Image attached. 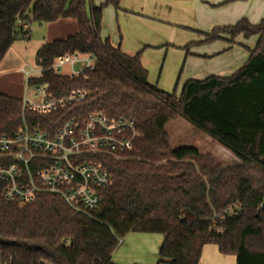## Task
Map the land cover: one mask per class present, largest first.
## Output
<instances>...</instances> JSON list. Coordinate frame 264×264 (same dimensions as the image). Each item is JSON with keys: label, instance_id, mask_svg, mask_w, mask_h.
<instances>
[{"label": "trees", "instance_id": "trees-1", "mask_svg": "<svg viewBox=\"0 0 264 264\" xmlns=\"http://www.w3.org/2000/svg\"><path fill=\"white\" fill-rule=\"evenodd\" d=\"M120 4L0 0V64L15 43L30 40V24L61 20L75 21L77 33L43 45L36 66L50 69L76 53L96 62L93 71L75 79L49 71L31 81L57 98L78 90L89 93L85 102L58 113L23 115L20 99L0 94V137L13 136L24 117L54 133L65 121H82L96 112L134 120L136 130L122 159L103 158L113 184L101 193L103 205L96 211L74 212L50 194L22 207L6 202L0 189V263L115 264L113 255L128 235L152 234L164 237L157 264H201L210 245L235 257L236 264H264V20L252 25L242 19L206 35L207 43L225 35L258 42L232 76L189 81L177 97L149 82L142 53L126 55L102 38L105 10L119 11ZM178 119L239 162L224 166L191 147L172 149L166 126Z\"/></svg>", "mask_w": 264, "mask_h": 264}, {"label": "rangeland", "instance_id": "rangeland-1", "mask_svg": "<svg viewBox=\"0 0 264 264\" xmlns=\"http://www.w3.org/2000/svg\"><path fill=\"white\" fill-rule=\"evenodd\" d=\"M96 2L93 0V4H97ZM127 2L128 11L117 12L112 7L105 10L102 37H110L117 43L119 31L122 48L129 49L134 54L142 53V63L148 71L150 83L167 93L175 92L177 97L181 96L183 86L189 80H203L210 76L226 77L230 67L234 69L239 66L238 71L245 64V61H242L235 66L230 62L231 58H227L228 56L212 59L194 56V54H212L219 52L225 46L228 47V43L221 40L207 43L206 34H211L214 28L235 25L243 18L253 25H258L264 20V0H128ZM87 8L90 16V1ZM51 27L48 24H30V40L18 42L13 47L14 54L18 53L21 56L18 62H24L32 68L36 67V52L53 33ZM202 37L204 39H200ZM225 37L230 38L226 35ZM257 42V38L244 41L247 48H242L241 51L254 50ZM11 51L5 58L8 56L13 62L16 57L14 58ZM56 71L66 74L69 69L57 68ZM14 89L15 93H18L16 85ZM166 132L172 149L191 147L202 155L211 156L218 164L224 166L239 162L217 142L184 119L170 122L166 126ZM125 239L120 242L118 250L125 246ZM211 249L216 250V254L218 253L224 264L235 262L232 256L219 254L217 247L211 246ZM203 257L207 264H216V259L208 253V250L204 252ZM157 259L159 261V257Z\"/></svg>", "mask_w": 264, "mask_h": 264}, {"label": "built area", "instance_id": "built-area-1", "mask_svg": "<svg viewBox=\"0 0 264 264\" xmlns=\"http://www.w3.org/2000/svg\"><path fill=\"white\" fill-rule=\"evenodd\" d=\"M18 26L27 28L22 22ZM96 62L79 53L55 61L50 69L36 66L25 74L26 93L23 115L40 111L55 114L85 102L89 93L73 91L57 98L45 85H31L52 71L57 76L78 78L93 71ZM57 68H68L66 74ZM136 137L134 120L110 119L102 113H91L84 120L65 121L50 133L39 125H30L25 117L13 136L0 137V189L6 202L20 206L33 204L38 196L60 197L74 212L90 213L103 205L101 193L113 184L103 158L122 159ZM1 264V263H0Z\"/></svg>", "mask_w": 264, "mask_h": 264}, {"label": "crops", "instance_id": "crops-1", "mask_svg": "<svg viewBox=\"0 0 264 264\" xmlns=\"http://www.w3.org/2000/svg\"><path fill=\"white\" fill-rule=\"evenodd\" d=\"M96 1H97L96 2L97 4H94L95 6H100L101 4H103V0H96ZM127 1L128 0H121L119 11H124V10L128 11L127 10V7H128ZM119 11H117V12H119ZM104 18H105V15H104ZM243 19H246V18H243ZM63 24H64V26H63ZM48 25L52 26L51 30H53V33L51 34V36H49V38L47 39V42H43L45 44L51 43L54 40H65L68 37L75 35L78 31L77 23L73 20H61V21H58L56 23L48 24ZM231 26H234V25L225 26V27H231ZM214 29H216V28H214ZM218 29H220V28H218ZM117 33L119 36V41L117 43L115 41H112L110 37H102V38L104 40L108 39L112 43V45H114L115 47L121 46L122 52L126 55L134 56V55L140 53V52H138V53L134 54V52H132L131 50L122 48V38H121L120 32L118 31ZM202 36H205V35L202 34ZM200 39H204V38L202 37ZM221 41L227 42L228 47L225 46L224 48H221L222 50H220L219 52H213L212 54H202V55L194 54V56H197L198 58H203V59H210V58L212 59V58H217V57L226 58L228 56L227 58H229V59L231 58L230 62L232 64L234 63L235 66L238 63L240 64L242 61H245V63L247 62L250 54H249V51L248 52L241 51L242 48L246 47L244 44V41L246 42V40L242 36L238 37L234 41H231V39L228 37H224L223 40H221ZM19 42H22V41H19ZM15 44L13 45V47L15 46ZM45 44H42V45L40 44L41 46H39L38 50ZM13 47L10 49V51L12 50L11 52L14 54ZM249 49L250 48H248V50ZM38 50H37V52H38ZM37 52H36V54H37ZM13 56H14V58L16 57L15 61L11 62L9 60V57L7 56L3 60V62L0 64V94L7 95L10 97H14V98L21 100L24 98L25 93H26L24 72L27 69H29L30 66L27 64H24V62H21V61L18 62V60L21 59V56H19L18 53H15ZM35 57H36V55H35ZM244 59H246V60H244ZM238 67L239 66H236V68H234V69L230 67L229 68L230 70L228 72V76H226V77H222V76H210V77L229 78L230 76H232L237 71ZM203 80H205V79H203ZM189 81H202V80L195 79V80H189ZM15 85L18 88V90H17L18 93H15V89H14ZM19 93H21V94H19ZM220 147L225 149L222 146H220ZM225 150L228 151L227 149H225ZM229 153L232 154L231 152H229ZM234 158H235V160L238 161V159H236L235 156H234ZM136 236L134 234H130L126 237L125 246L121 247L120 250L117 249L115 251V253L113 255V262L116 264H157L158 263L157 258L159 257V252H160V248L164 242V237L161 235H152V234H136ZM211 246H213V245L206 246L203 250V254H204V252H207V250H208V253L216 259V264H224V261L223 260L221 261L220 257H218V253L216 254V250L211 249ZM208 248H210V249H208ZM203 254H202L201 264H207L205 262V260L203 259L204 258ZM215 256H217V257H215ZM226 257H230V256H226ZM232 258L235 260V262L232 261V262H230V264H236V258L233 256H232Z\"/></svg>", "mask_w": 264, "mask_h": 264}]
</instances>
